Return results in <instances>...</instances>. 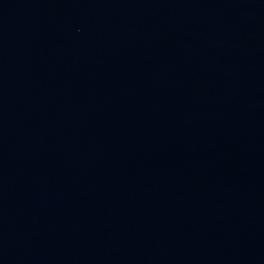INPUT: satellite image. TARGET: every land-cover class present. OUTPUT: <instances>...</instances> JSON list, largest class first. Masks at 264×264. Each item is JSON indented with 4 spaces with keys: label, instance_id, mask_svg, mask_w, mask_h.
Masks as SVG:
<instances>
[{
    "label": "water",
    "instance_id": "1",
    "mask_svg": "<svg viewBox=\"0 0 264 264\" xmlns=\"http://www.w3.org/2000/svg\"><path fill=\"white\" fill-rule=\"evenodd\" d=\"M0 264H264V0H0Z\"/></svg>",
    "mask_w": 264,
    "mask_h": 264
}]
</instances>
